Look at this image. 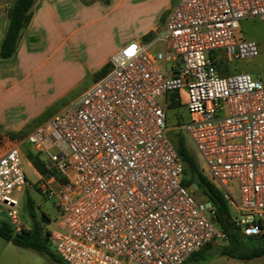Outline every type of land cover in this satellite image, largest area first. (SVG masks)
<instances>
[{"label": "built area", "instance_id": "2783aa9c", "mask_svg": "<svg viewBox=\"0 0 264 264\" xmlns=\"http://www.w3.org/2000/svg\"><path fill=\"white\" fill-rule=\"evenodd\" d=\"M244 18L264 21V0H177L157 35L161 49L126 41L67 105L9 138L0 153V203L15 228L28 141L62 177L38 185L60 211L48 231L66 264H181L224 239L214 203L183 184L169 133L168 95L185 81L188 117L177 127L241 233H264V82L244 71L222 75L214 58L216 49L236 59L259 53L254 39L236 34Z\"/></svg>", "mask_w": 264, "mask_h": 264}, {"label": "rangeland", "instance_id": "374dc122", "mask_svg": "<svg viewBox=\"0 0 264 264\" xmlns=\"http://www.w3.org/2000/svg\"><path fill=\"white\" fill-rule=\"evenodd\" d=\"M39 1L41 0H34L31 8L32 14ZM130 1L98 0L94 7L84 4L80 9H77V14L72 18L71 23L64 25L63 31L50 32L47 40H40L41 34L33 35L28 47L29 51L34 52L40 49L41 45H44V48L37 51L33 57L31 56L27 64L20 67L19 74L20 76L23 74L20 82L13 84L17 78L16 75L14 79L4 82L7 86L13 84L9 91L4 92L0 89V105L2 103L0 106L2 107L0 111V147L3 143L2 137L7 136L8 140L11 138L9 136L11 133H14L13 137L24 136L41 119L65 106L86 86L102 75L97 71L100 68L99 64L114 50L111 34L125 26L137 25L148 19L146 3L135 5ZM174 1L171 0L172 3ZM11 2L12 0H0V28L7 25V9ZM59 12L64 18L70 17L67 8L61 7ZM236 34L239 37L254 39L258 44L259 53L255 56L236 59L226 55L222 49H216L214 58L217 71L222 75L244 71L250 73L253 78H260L264 82V21L244 18L240 21ZM161 48V43L158 42L151 48V51L155 52ZM15 57L14 53L6 60H0V75L2 77L10 76L13 73ZM37 77L38 82L46 85H42L41 92L35 91L27 95V91L22 90V87L30 82L36 84L37 81L34 79ZM16 92L18 93L15 94ZM168 96L169 117L167 124L171 127L170 135L175 137L178 132L182 133L177 124L188 117L185 107L187 100L185 81L181 87L170 91ZM184 136L188 148L198 160L201 171L208 176L205 162L199 155L192 139L186 134ZM30 153L37 155L47 170L41 172L40 179H37L33 168L27 161V158L30 159ZM21 158L27 182L22 191L16 224L19 227L30 225V216L25 206L26 196L30 195L34 199L37 217L42 220L44 231H48L54 220L59 218L60 211L55 205V198L43 192L38 183L47 180L52 174L57 181V177L60 176L50 167L47 160L48 153L36 150L28 141L21 144ZM193 192L197 199L205 197L196 187ZM234 193H237L235 186ZM230 213L233 216L236 215L232 207ZM2 219L10 220L11 216L8 208L0 203V220ZM13 224L15 225V223ZM233 227L238 228V225ZM224 241V239L214 241L205 251V259L200 264H264V254L250 259L219 254L218 245ZM48 246L54 251L55 240L50 235ZM194 263L195 261L191 260L187 264ZM0 264L58 263L41 251L31 247L18 246L0 236Z\"/></svg>", "mask_w": 264, "mask_h": 264}, {"label": "trees", "instance_id": "16d2710c", "mask_svg": "<svg viewBox=\"0 0 264 264\" xmlns=\"http://www.w3.org/2000/svg\"><path fill=\"white\" fill-rule=\"evenodd\" d=\"M33 4L34 0H12L8 6V21L0 40V60H6L15 53L21 30L31 18ZM107 68L108 64L105 63L97 71L103 74ZM9 136L13 137L14 133H11ZM171 138L178 155L183 161V184L195 185L215 205L217 222L226 232L225 241L218 245L219 254L243 259L263 255L264 233L260 235H245L237 227L227 228L224 225L223 217L230 212V206L222 191L201 171L196 156L186 144L185 136L178 132L175 137L171 136ZM29 158L40 172L47 171L37 155L30 153ZM25 206L30 216V225L16 229L13 222L8 219H2L0 220V236L18 246L31 247L41 251L50 256L58 264H66L49 248V231H44L43 224L41 223L42 220L37 217L35 212L34 199L30 195L26 196ZM214 241L207 243L181 264H187L191 260L195 261L194 264H200L205 259V251Z\"/></svg>", "mask_w": 264, "mask_h": 264}, {"label": "crops", "instance_id": "0c3cea01", "mask_svg": "<svg viewBox=\"0 0 264 264\" xmlns=\"http://www.w3.org/2000/svg\"><path fill=\"white\" fill-rule=\"evenodd\" d=\"M97 1L98 0H91L89 2L85 0L84 1L83 0H41L39 1L38 5L36 6L32 14L29 24L21 30L17 50L15 52L16 57H15L14 64H13V67H14L13 73L7 77H2L0 75V89L4 92L9 91L10 90L9 88L13 84L17 83L18 81L20 82V78L23 75L22 74L20 76L19 74L21 71L20 67L27 64L30 61L31 56L33 57L37 51L44 48V45H41L40 49L35 50L34 52L29 51L28 47L31 42V39L33 38V35L41 34L40 40H47V37L49 36L50 32L55 31V33H57V32L63 31L62 28H64V25L67 23H71L72 18H74L77 14V9H80L84 4L94 7V4ZM118 1L121 2L123 0H118ZM154 1L155 0H131L130 1L132 4H135V5L146 3L145 6H146V10L148 11V19L145 22H141L140 24H137V25L125 26L123 29L119 30L118 32L111 34L112 41H113V49H114L113 51L118 49L121 45H123L126 41L130 39H137L141 42L148 43L150 44L149 45L150 48H152L154 45L160 42V40L157 39L158 32L163 27L169 10L171 9L173 5L176 4L177 0H175L173 3L171 2V0H156L155 2ZM61 7L67 8V10H69V15H70L69 18H64L61 12H59ZM164 13L165 15L163 16ZM5 27L6 25L0 28V40L5 31ZM65 37L66 35L64 36V38ZM108 58L109 56L106 59H104L99 64V66L102 67L105 63L108 64ZM16 75H17V78L13 82V84H11L10 86H7L6 84H4L5 81L14 79ZM34 80L37 81L38 77ZM42 85H46V84L40 83L38 81L36 82V84L30 82L28 85H24L22 87V90L27 91L26 94L29 95V94L34 93L35 91L41 92ZM17 93L18 92H16L15 94ZM63 107H61L60 109H62ZM1 108L2 107H0V111H1ZM60 109L56 110L55 112L59 111ZM6 137L7 136L2 137L3 143L0 147V153L3 151V149L5 148L7 144ZM27 161L33 168L37 179L38 178L40 179L41 172L34 166V164L32 163L30 159L27 158ZM59 176L60 177H57L58 180H62V177L60 174Z\"/></svg>", "mask_w": 264, "mask_h": 264}, {"label": "water", "instance_id": "95a60500", "mask_svg": "<svg viewBox=\"0 0 264 264\" xmlns=\"http://www.w3.org/2000/svg\"><path fill=\"white\" fill-rule=\"evenodd\" d=\"M223 222L224 225L227 228L233 227L236 225V221L234 220V218L232 217V215L230 213H227L224 217H223Z\"/></svg>", "mask_w": 264, "mask_h": 264}]
</instances>
